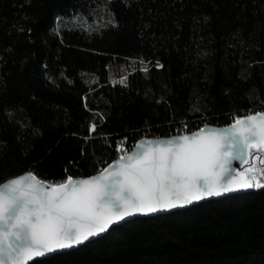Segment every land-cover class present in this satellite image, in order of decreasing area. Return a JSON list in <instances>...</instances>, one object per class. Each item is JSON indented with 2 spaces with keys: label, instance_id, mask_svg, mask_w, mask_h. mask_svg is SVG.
<instances>
[{
  "label": "trees",
  "instance_id": "16d2710c",
  "mask_svg": "<svg viewBox=\"0 0 264 264\" xmlns=\"http://www.w3.org/2000/svg\"><path fill=\"white\" fill-rule=\"evenodd\" d=\"M135 57L148 72L112 82V61ZM259 112L264 0H0V182L91 177L142 138ZM31 264H264V188L137 217Z\"/></svg>",
  "mask_w": 264,
  "mask_h": 264
},
{
  "label": "snow or ice",
  "instance_id": "6c2138e0",
  "mask_svg": "<svg viewBox=\"0 0 264 264\" xmlns=\"http://www.w3.org/2000/svg\"><path fill=\"white\" fill-rule=\"evenodd\" d=\"M95 130L91 125L90 133ZM120 151L126 154L87 179L49 184L28 173L0 182V264H28L78 246L136 212L264 188V167L243 169L250 156L264 165V113L221 130L142 141L131 154Z\"/></svg>",
  "mask_w": 264,
  "mask_h": 264
},
{
  "label": "water",
  "instance_id": "95a60500",
  "mask_svg": "<svg viewBox=\"0 0 264 264\" xmlns=\"http://www.w3.org/2000/svg\"><path fill=\"white\" fill-rule=\"evenodd\" d=\"M259 113H264V112H259ZM254 114H258V113H253V114H249V115H254ZM248 115L242 117V118H246ZM230 126V125H229ZM229 126H225V127H220V126H213V125H207L203 128H201L200 130L196 131V132H191V133H185V134H181V135H175V136H170V137H159V138H152V137H145V138H142L141 140H139L136 145L142 141H146V140H161V141H166L167 139L169 138H173V137H179V136H184V135H188V136H191L193 135L194 133H197V132H200L202 129H215V130H221V129H224L226 127H229ZM134 150V148L128 153V154H131L132 151ZM119 158H117L116 160H114L112 163L110 164H113L115 163ZM249 160H251V156L249 157ZM248 160V161H249ZM109 164V165H110ZM246 164L243 165V169L245 168ZM235 167L238 169V170H241V166L239 164H236ZM28 173H31V172H27V173H24V174H21V175H18V176H15L13 178H19L21 176H24ZM98 174V173H97ZM97 174L93 175V176H96ZM36 176V175H35ZM91 176V177H93ZM37 177V176H36ZM13 178H10V179H13ZM87 178H90V177H81V178H73V180H80V179H87ZM9 180V179H8ZM41 180V179H40ZM42 181V180H41ZM44 182V181H43ZM245 189H242V190H239V191H234V192H226L222 195H219V196H216V195H213V196H205L203 199H200L198 201H193L192 203L190 204H187L183 207H177V208H173V209H168V210H160V211H157V212H152V213H142V212H136L134 213L133 215L131 216H127L125 217L123 220L111 225L108 230L106 232H103V233H100L98 235H96L95 237H91L89 238L88 241L84 242L83 244H80L78 246H73L71 248H67V249H64V250H56V251H53L51 253H48L46 254L45 256L43 257H35L33 258L31 261L28 262V264H31L32 262L34 261H37V260H42V259H47V258H50L51 256L53 255H56V254H60V253H64V252H68V251H71V250H75L81 246H83L84 244L88 243V242H91V241H94L100 237H103L104 235H106L112 228L116 227V226H119L123 223H125L126 221L128 220H131V219H134V218H137V217H149V216H155V215H160V214H166V213H170V212H173V211H177V210H182V209H186V208H189V207H192V206H196L200 203H203L205 201H209V200H213V199H219V198H223V197H227V196H232V195H236V194H240L244 191Z\"/></svg>",
  "mask_w": 264,
  "mask_h": 264
},
{
  "label": "rangeland",
  "instance_id": "374dc122",
  "mask_svg": "<svg viewBox=\"0 0 264 264\" xmlns=\"http://www.w3.org/2000/svg\"><path fill=\"white\" fill-rule=\"evenodd\" d=\"M145 68L147 69V71L144 70ZM136 69H140L141 71H143V73L148 72V65L141 57L122 59V60L116 59L112 61L110 65V78L112 82H120L121 80L125 82L128 74ZM185 133H189V132H186L184 130V132H182L181 134H185ZM181 134H177V135H181ZM129 152L130 151H128L127 154ZM124 154L126 153L123 151V155ZM251 160H252V157H251Z\"/></svg>",
  "mask_w": 264,
  "mask_h": 264
}]
</instances>
